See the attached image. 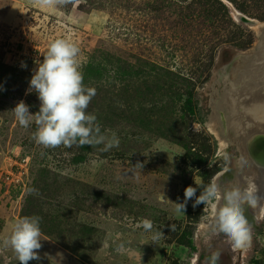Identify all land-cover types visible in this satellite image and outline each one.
I'll use <instances>...</instances> for the list:
<instances>
[{
    "label": "rangeland",
    "instance_id": "obj_1",
    "mask_svg": "<svg viewBox=\"0 0 264 264\" xmlns=\"http://www.w3.org/2000/svg\"><path fill=\"white\" fill-rule=\"evenodd\" d=\"M58 38L80 49L96 90L87 111L118 147L44 148L15 119L20 100L38 111L28 81ZM263 84L264 0H0V264H19L2 240L33 215L42 248L29 264H208L214 252L218 264H264V203L246 208L252 245L236 251L211 231L212 204L182 214L173 203L213 181L264 192L240 146L264 128ZM141 219L164 236L153 242Z\"/></svg>",
    "mask_w": 264,
    "mask_h": 264
},
{
    "label": "clouds",
    "instance_id": "obj_2",
    "mask_svg": "<svg viewBox=\"0 0 264 264\" xmlns=\"http://www.w3.org/2000/svg\"><path fill=\"white\" fill-rule=\"evenodd\" d=\"M43 6L67 5L72 0H36ZM80 49L70 40L58 38L47 45L42 60H35V68L28 81L26 94L34 92L38 101V111L30 112V105L23 100L11 110L19 125L28 128L35 125L32 139L44 148L97 147L101 152L110 151L120 144L119 137L113 132L106 135L97 122L95 114L87 111L96 90L83 82V73L77 59ZM25 65H22L24 67ZM227 157H225L226 159ZM142 168L140 162L134 167ZM186 186L183 200L173 202L177 213L185 214L191 201L193 208L212 204L210 229L213 233L227 238L233 251L247 250L252 245L253 224L245 215L246 208L254 209L264 203L258 191L240 185L222 187L215 181L208 184ZM199 190V195L197 191ZM41 217L24 216L17 219L10 233L2 240L5 248H10L19 264L39 261L42 248ZM137 227L153 232L155 242L164 236L162 228L155 227L153 221L141 219ZM170 230L172 226L169 225ZM121 244L117 251H123ZM220 253H212L208 264H218Z\"/></svg>",
    "mask_w": 264,
    "mask_h": 264
},
{
    "label": "water",
    "instance_id": "obj_3",
    "mask_svg": "<svg viewBox=\"0 0 264 264\" xmlns=\"http://www.w3.org/2000/svg\"><path fill=\"white\" fill-rule=\"evenodd\" d=\"M238 21L246 26H254L255 21L249 19L246 21V17L237 16ZM260 97V96H259ZM264 97V96H262ZM240 146L243 149L244 158L248 163L254 166V170L264 172V128L261 126H255L250 130L243 131L241 133ZM258 181L264 183V180L258 175Z\"/></svg>",
    "mask_w": 264,
    "mask_h": 264
},
{
    "label": "trees",
    "instance_id": "obj_4",
    "mask_svg": "<svg viewBox=\"0 0 264 264\" xmlns=\"http://www.w3.org/2000/svg\"><path fill=\"white\" fill-rule=\"evenodd\" d=\"M251 43V40L248 39L247 42L242 43V46L240 48H247V46ZM192 99L193 96L189 95L185 100V109L189 114H193V106H192ZM170 131V130H169ZM262 227H264V221L262 223Z\"/></svg>",
    "mask_w": 264,
    "mask_h": 264
},
{
    "label": "bare ground",
    "instance_id": "obj_5",
    "mask_svg": "<svg viewBox=\"0 0 264 264\" xmlns=\"http://www.w3.org/2000/svg\"><path fill=\"white\" fill-rule=\"evenodd\" d=\"M246 21H248L247 19H246ZM263 90H264V84H263ZM232 91V90H231ZM264 92V91H263ZM260 108V107H259ZM257 108H252V109H250V110H248L247 112H249L250 114H252V115H254V111L256 110ZM261 109V108H260ZM258 111V110H257ZM246 112V111H245ZM248 113V114H249ZM257 117V116H256ZM218 120V119H217ZM221 121H222V119H220ZM222 142V141H221ZM248 165H249V168L250 169H252L251 167H253V165H251L250 163H248ZM259 170V169H258ZM260 171V170H259ZM256 172V171H255ZM258 173V175L264 180V172L263 171H260V172H257ZM222 175V174H221ZM231 176L229 175V178H230ZM264 185V184H263Z\"/></svg>",
    "mask_w": 264,
    "mask_h": 264
},
{
    "label": "flooded vegetation",
    "instance_id": "obj_6",
    "mask_svg": "<svg viewBox=\"0 0 264 264\" xmlns=\"http://www.w3.org/2000/svg\"><path fill=\"white\" fill-rule=\"evenodd\" d=\"M246 161H247V160H246ZM246 163H248V162H246ZM251 168L254 170V166L251 167ZM259 184H260V186H261V182H260ZM257 188H258V187H257ZM259 190H260V189L257 190V191H258V194H264V192H262V191L259 192Z\"/></svg>",
    "mask_w": 264,
    "mask_h": 264
}]
</instances>
